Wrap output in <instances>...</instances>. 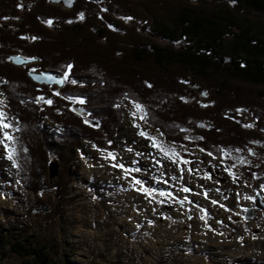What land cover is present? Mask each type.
<instances>
[{"label": "trees", "instance_id": "trees-1", "mask_svg": "<svg viewBox=\"0 0 264 264\" xmlns=\"http://www.w3.org/2000/svg\"><path fill=\"white\" fill-rule=\"evenodd\" d=\"M21 1L0 0V17H7L0 19V78L6 104L19 116L12 120L17 135L14 156L26 187L38 196L52 185L42 165L51 152L56 159L68 160L66 152L72 147L113 150L112 136L118 119L128 112L121 107L127 101L142 104L146 122L173 143L186 145L187 134L194 136L196 146L224 161L230 162L231 153V159H248L255 145L264 171V0H76L67 9L49 0H27L30 7L22 9ZM65 45L72 46L75 58L89 56L91 62H82L78 68L75 58L50 62L44 54L51 49L65 53ZM48 54L56 60L53 52ZM19 56L37 61L23 66L11 63L12 57ZM32 67L65 77L59 95L52 93L55 87L37 84L29 77ZM156 79L166 87L157 90ZM191 86L207 94L204 104ZM68 97H79L83 103ZM49 99L51 104L44 103ZM72 105L85 109L94 125L75 114ZM242 111L255 120L251 127H245ZM43 121H52L61 132L45 131ZM38 143L43 149L37 148ZM18 145L24 146V153ZM66 161L63 174L70 172ZM68 176L71 181L72 175L58 177L63 192ZM256 182L264 186V172ZM62 191L57 194L63 201H58L57 215L67 201ZM42 199L40 195L38 206L46 212ZM27 214L31 217L29 208ZM22 239L27 243L0 232L3 257H8L4 250L9 245L20 260L4 263L0 257V264L60 263L53 256V246L51 250L49 244L33 237ZM169 249H159L160 262L174 258ZM235 259L228 261L264 264L257 257Z\"/></svg>", "mask_w": 264, "mask_h": 264}, {"label": "rangeland", "instance_id": "rangeland-1", "mask_svg": "<svg viewBox=\"0 0 264 264\" xmlns=\"http://www.w3.org/2000/svg\"><path fill=\"white\" fill-rule=\"evenodd\" d=\"M50 3L67 9L49 0ZM21 5L22 9L30 7L27 0H22ZM83 17V14L79 15L80 20ZM71 47L65 45L62 50L65 53L61 54L55 53L54 49L48 50V53H54L56 60L50 58L47 52L44 54L50 62L60 63L75 58ZM75 59L78 68L82 62L92 60L89 56L80 58L79 55ZM36 61L34 59L33 62ZM93 67L96 68V65ZM146 67L156 71L155 66ZM32 70L37 71L33 67ZM89 71L91 73L92 69ZM153 82H156L157 90L166 87L157 79ZM2 83L3 79L0 78V111L5 114V122L12 125L10 129L2 131H8L16 139L12 120L17 121L18 114L13 115L6 104ZM41 85L55 87V92H52L55 94L65 85V81L62 85L57 82ZM191 88L198 93V100L204 104L207 94L199 93L196 86ZM62 100L67 102L65 98ZM62 107L65 108V105ZM121 107L128 112L124 119H118L119 124L112 136L116 141H111L113 150L103 151L85 146L82 151L72 147L66 152L69 154L68 160L56 159L53 152L48 160L44 157L42 165L52 185L47 191L38 193L43 196L46 212L38 206L40 195L30 186L26 187L20 163L14 154L11 160L8 159V153L0 144V232H8L15 242L21 239L25 244L27 242L23 237H33L49 244L51 250L54 247L53 256L56 261H60L59 264H63L61 261L67 264H231L239 256L264 259V208L256 209L254 217L245 216L248 207L254 205L258 193L264 204V186H258L256 182L261 172H264L256 146L251 147L248 159H231L234 156L231 153L228 162L210 151H201L196 146L194 136L187 134L186 145L175 144L159 128L146 122V119L137 118L136 123L140 129L156 137L166 147L175 149L178 155L168 158L137 134L138 129L133 126V117L130 115L135 111L133 103L127 101ZM242 113L246 115L244 119L247 125H253L255 120L247 112ZM85 119L88 125H92L87 116ZM42 123L45 131L61 132L52 121ZM14 139L13 142L5 140L13 153L16 147ZM18 147L24 153V146ZM38 147L43 149L39 143ZM109 152L115 159L108 157ZM32 154L35 159V152ZM55 160H59V164H55L57 170L51 176L49 165ZM184 160L188 163H183ZM63 161L67 162L71 174H63ZM115 163H122L124 167H113ZM67 174L72 175V180L67 177L68 187L64 186L66 192H63L58 177ZM135 179H139L141 184H136ZM55 183L58 188L54 186ZM141 185L155 191L144 193ZM59 191L63 192L67 201L62 206L63 211L57 215L55 209L61 200L57 196ZM60 204H63L62 200ZM28 208L31 217L27 216ZM5 246L4 251L8 257H3L0 248L3 262H19L12 247ZM168 246H171L173 250L169 251H173L175 256L171 259L168 254L170 258L161 259L160 262L159 249Z\"/></svg>", "mask_w": 264, "mask_h": 264}, {"label": "snow or ice", "instance_id": "snow-or-ice-1", "mask_svg": "<svg viewBox=\"0 0 264 264\" xmlns=\"http://www.w3.org/2000/svg\"><path fill=\"white\" fill-rule=\"evenodd\" d=\"M17 7H21L20 5H17ZM82 16V14H81ZM0 19H7V17H0ZM130 19V18H129ZM49 24L51 23V21H47ZM109 27H111V25H109ZM23 38V37H22ZM32 39H35V37H32ZM66 68L70 69L71 65H67ZM67 75V73H65V76ZM73 84L76 83L75 80L72 81ZM150 86V85H149ZM55 95H59V93H55ZM69 99H75L80 103H83V100L79 99V97H68ZM43 99V98H41ZM183 99V98H181ZM44 103L47 104H51L52 101L49 100H44ZM133 108L135 109V111H132L130 113V115L133 117V126L136 127L138 129V135H140L141 137H144L146 140H148L150 142V145L152 148L157 149L160 153H162L165 157L168 158H172V157H176L178 154L176 153L175 149L170 148V147H166L162 142H160L159 140H157L156 137L151 136L150 134H148L146 131L140 129L139 124L136 123V119L139 118L141 120L146 119L147 117V113L144 111V106L142 104H140L139 102L133 101ZM239 111V110H237ZM5 114L0 111V144H3L5 151L8 153L7 158L8 159H12V155L14 154L12 150H10L9 144L5 143V140L7 141H11L12 139H14V137H12L10 135V133L8 131H2L3 129H10L12 127V125H9L5 122ZM87 123V121H85ZM245 127H251V125H245ZM185 139H187V137H185ZM201 151H203V149H201ZM209 155H211V153H209ZM108 157L115 159V157L113 156V154L111 152L108 153ZM173 162H175V160H173ZM183 163H188V161L184 160L182 161ZM15 162L13 161V164ZM157 163H159V161H157ZM113 167H117V168H123V164L122 163H115L113 164ZM127 169H125V172L127 173ZM134 171H139V169H135ZM134 182L136 184H141V181L139 179H135ZM141 188L143 190L144 193L147 194H151L153 193L155 190L148 188V187H143V185H141ZM140 190V189H138ZM185 191H188V189H184ZM264 190V189H262ZM161 195H163V193H161ZM213 203H216V201H213ZM203 211V209H202Z\"/></svg>", "mask_w": 264, "mask_h": 264}, {"label": "water", "instance_id": "water-1", "mask_svg": "<svg viewBox=\"0 0 264 264\" xmlns=\"http://www.w3.org/2000/svg\"><path fill=\"white\" fill-rule=\"evenodd\" d=\"M51 2L62 4L66 8H72L75 5L76 0H50ZM34 59H27L24 57H13L11 59V62L17 66H23L30 62H33ZM29 77L35 81L38 82V84H49L53 82H57L59 85L63 84V81H65L64 77L59 76L57 74H54L52 72L48 71H31L29 72ZM72 111L74 113L79 114L80 116H87V111L83 110L81 107H73ZM89 123H92L89 121ZM55 174V171L53 175ZM261 195L258 194L257 198L255 199V205L248 208V211L246 213V217H254L256 215L255 208L262 209L264 208V204L261 202L260 199Z\"/></svg>", "mask_w": 264, "mask_h": 264}, {"label": "bare ground", "instance_id": "bare-ground-1", "mask_svg": "<svg viewBox=\"0 0 264 264\" xmlns=\"http://www.w3.org/2000/svg\"><path fill=\"white\" fill-rule=\"evenodd\" d=\"M75 107V106H74ZM84 110V109H83ZM52 162V161H51ZM56 160L54 161V163L50 164L49 165V168H50V171H49V174H51V176H53V173L55 170H57V167H56ZM58 164V163H57Z\"/></svg>", "mask_w": 264, "mask_h": 264}]
</instances>
